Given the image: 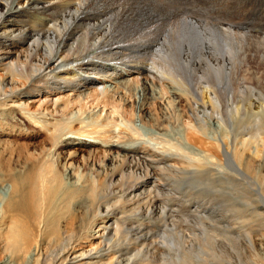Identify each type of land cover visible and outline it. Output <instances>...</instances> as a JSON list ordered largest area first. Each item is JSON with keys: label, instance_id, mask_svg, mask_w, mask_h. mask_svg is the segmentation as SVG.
<instances>
[{"label": "bare ground", "instance_id": "6f19581e", "mask_svg": "<svg viewBox=\"0 0 264 264\" xmlns=\"http://www.w3.org/2000/svg\"><path fill=\"white\" fill-rule=\"evenodd\" d=\"M90 5L89 0H0V136L15 133L20 137L32 134L37 138L39 133L34 130L40 126L39 129L48 133L41 140V145H51L54 149L47 158L31 156L27 149L22 154L20 150V156L7 153L9 163L6 168L0 166V258L3 257L0 264H18L24 255H29L33 264H190L186 260L188 254L193 253L191 250L198 249L194 242L196 238L191 236L194 237L189 239L192 245H187L194 248L189 252L185 246V251L184 244L189 241L183 237L184 231L180 226L183 220L181 210L174 209L171 202L177 200L173 197L176 193L174 188H178V191L182 181L195 185L203 175L215 177V173L197 158L201 154L193 150L188 152L191 161L187 166L171 162L177 156L172 150H180L179 144H172L171 140H180L174 130L181 115L170 120H166L165 116L170 112V105L182 97V101H185L182 107L191 114L196 128L201 117L216 116L222 119L223 115L219 112L223 114L221 108L224 110V106L229 107L230 117H233L232 103L236 105V102L234 97H229V92H221L219 86L222 78H217V84L209 80V85L205 87L206 83L203 86L204 82L193 69L199 64L190 55L194 53L206 58L215 72L221 68L226 70V58L217 57L222 56L223 51H217L216 55L212 48L216 40L224 37L218 32L208 34L202 26L196 30V25L190 26L186 21L180 28V36H177L178 43H170V49L166 46L157 49L161 56L149 64L137 54L147 52L150 43L141 42L142 46L133 43L134 55L131 56L128 53L132 52L130 46L122 42L123 35L118 31L123 24L131 26L129 24H133L137 16L126 11L122 4L124 10H116H119L116 12L118 19L114 17L116 21L104 15L105 11L113 10L112 7L104 6L101 9L99 5L93 9ZM146 14L145 18H153V21L143 26L146 20L142 17L143 23L133 27L140 25L145 34L152 36L159 21H154L153 13ZM175 44L182 55H175ZM131 72L148 77L132 83L129 80ZM163 81L171 84L162 86L160 83ZM18 83H21L23 90L17 91ZM159 85L163 87L161 91ZM87 87L95 89L86 92ZM67 89L76 93L84 90L78 96L74 94L72 99L61 98L49 111L51 106L47 99L50 94ZM111 94H117L118 99ZM223 95H226V104L221 102ZM35 96L41 97L39 110L48 111L47 116L61 113L60 120L50 122L51 119L44 113H37L31 119L22 116V122L15 116L21 115L19 109L20 113L15 108H2L5 103L1 102L2 97ZM129 100L134 102V106L128 104ZM26 102L27 112L32 111L35 103L30 99ZM89 103L91 106L87 109ZM74 106L80 107L78 113L74 112ZM249 106L252 107L250 103ZM98 107L100 109L97 111ZM133 107L136 115L132 114ZM105 108H116L119 117L114 121L107 122L103 118L99 121V112ZM136 116L141 122H152L150 127L155 133L167 131L166 123L174 127V130L165 133L169 140L163 141L166 142L164 153H146L143 151L146 147L137 144L140 137L118 123L120 119L121 122L128 119L136 125ZM225 117L223 122L226 127L234 137L239 136L235 130L236 122L230 123V119ZM262 118L259 119L262 121ZM199 129L201 132L200 126ZM258 129L259 134L264 133V130L261 132ZM198 133L197 130L188 133L191 144L199 145L202 150L215 153L218 157H230L228 149H221L219 144L215 147L214 142ZM68 134H74L77 138L65 139ZM4 143L7 142L0 141V156L14 150ZM92 145L103 147L100 162H94L95 151L90 149ZM247 147L243 146L246 150ZM261 150H264V145ZM258 152L257 156L260 157ZM80 153L88 154L85 168L95 170V178H83L76 173L74 164ZM245 171L243 168L239 171L241 179L223 172L221 181L226 186L237 185L248 178ZM192 191L196 194L194 189ZM197 213V210L192 211L195 220L198 219ZM171 224L174 226L172 229L169 228ZM5 225L6 228L2 229ZM94 227L101 228L97 242L90 240L93 237L90 231ZM171 236L176 238L172 244L169 241ZM199 250H196V258L201 257ZM190 254L188 261L199 264L194 253ZM202 260L200 264H203Z\"/></svg>", "mask_w": 264, "mask_h": 264}, {"label": "rangeland", "instance_id": "374dc122", "mask_svg": "<svg viewBox=\"0 0 264 264\" xmlns=\"http://www.w3.org/2000/svg\"><path fill=\"white\" fill-rule=\"evenodd\" d=\"M76 1L81 2L82 0H76ZM21 3L24 4L25 1H22ZM89 3H91L90 7L93 9H97L99 5L101 6L99 7L101 9L104 6L112 7L113 10L110 9L105 11L106 14L104 13V15H109L110 17L108 16V18H112V20L118 19L116 16V12L122 9L124 10V7L125 10L129 11L131 15L133 13L134 17L137 16L138 20L136 19V17L133 19L134 23L135 22L136 23L129 24L132 27L127 26L126 23L122 25L123 27H118L119 29L118 31L123 35L122 42L130 46L132 52H128V53L131 56L134 55L133 43L135 44L136 42L137 45L140 44L141 42L150 43L149 47H147L146 49L147 52H142L137 54L138 57H142L143 61H147L149 62V64L153 63L154 61L157 60L159 56H161V54L158 52L159 50L157 49L163 46H166L167 48L169 47L170 49L171 46L170 43L172 42L178 43L177 41H179V38H177V36H180L179 33L180 28L186 23V21H188L187 24H189L190 26L196 25L195 26L196 30L198 26H202L207 31L208 34H213L218 32L224 37V39H221L219 41L216 40L212 48H213V52L216 55H217V51L220 50L223 51V55L222 56L217 55V57L219 59L226 58L227 66H228V67L226 66V70L221 68V70L215 72L212 68L209 67L208 60L206 58L201 57L199 54H194V53L190 55L193 58V60H195L196 63L199 64L195 67L196 69L195 68L193 69L197 71L196 73L197 76L201 77V80L204 82L203 86L207 82H209V80L213 83L216 82L217 84V81L221 80L220 78H222L221 81L224 82L223 83L221 82V84L218 83V86L220 84L219 88H222L220 89L221 92H225V91L229 92V97H231V99L234 97L233 100L235 99L234 102H236L235 103L236 105L232 103L234 106L233 117H230L232 115L229 113V107L226 106L227 108V112H226V108L224 106L225 111L221 108L223 114L221 111L219 112L221 113V115H223L222 119L221 117L217 118L216 116L213 117L205 116L199 119L198 125L202 128V131L200 132L199 126L196 128L195 122L192 121L193 119L191 117V114H188L186 111H184L185 109L182 106L185 105L184 103L185 101H182L183 98L180 97L177 99L175 103L173 102V104H171L170 107L168 108V110L170 111L168 112L171 115L168 113L167 116H165V118L167 117L166 120H170L171 117L178 118V116L181 115L180 119L177 120V124L175 125V130L173 126H170V124L166 123L165 124L166 128L165 127L164 128L167 129V131L164 129L165 130L164 132L157 131V133H155L153 128L150 127L152 122L151 123L150 122L146 123L144 121L141 122L138 116H136L137 117L136 125L131 124V121H128V119L127 121L125 120L124 122L123 121L121 122L120 119L118 120V123L120 124V126L122 125V127L127 126V128L131 129L130 131H132V133H135L137 134V136L140 137V141H138L137 144L140 147L145 146L146 148L143 151H145L146 153H155V152L164 153L163 146L165 145L166 142L163 141L169 140V138L166 137L165 133L169 132L170 130H174L178 134L180 140L179 141L175 140V142L171 140V143L172 144L174 143L175 145L176 143L179 144L180 150H178V152H175L176 149L172 150L173 153H175L177 156H174L173 159H171V162L173 164L182 163V165L184 163L185 166H187L189 164V161H191V155H189L188 157V152L193 150L196 151L198 154H201L197 156V158L201 162L207 165L209 169L214 170L215 177L203 175L202 177H200L198 183L195 185H190L187 183V181L185 182L182 181L181 183L183 184L181 185H183V187H181L180 185L179 186L180 189L178 191H177L178 188L176 187L174 188L176 193L174 194L173 197L177 200L171 201L173 202V204L172 203L171 204L174 205L173 206L174 209H177L179 211L181 210L182 215L180 216L182 217L183 220L181 221L180 226L184 231L183 237L185 238V240L189 241L190 238H194L191 236H195L196 238L194 242L197 244L196 248L198 249L196 248L195 249L196 250L200 249L199 255L201 256L200 257L201 259L195 257L196 255L198 256V254H196L198 253V251L196 252V250L195 251L191 250V252L194 253V258L197 261H199V264L202 259L206 261L204 263V261L202 260L203 264H212V263L213 264H264V206L262 207V205H264V162H263L264 155L261 156L262 154H264L262 153L264 152V150L260 151L261 147L263 148L264 145L263 142L264 133L259 134V129L257 131V128H260L261 132H263L264 130V115H262L264 113V107H262L264 106V0H136V1L135 0H125V1L124 0H107V1L89 0ZM122 4L124 7L122 6ZM141 5L143 6L141 7ZM117 9L119 10L116 11ZM150 12L153 13L155 16L154 21L156 20L159 21L158 23H156L157 26H155L154 33L152 36L145 34V31L140 27V25L136 26L135 28L133 27L137 23L139 24L143 23L142 17L146 20V22L142 24L143 26H146L150 21H153V18H149V19L145 18L147 15L146 13H150ZM190 20L192 21L189 22ZM193 29L195 28L193 27ZM142 31L144 32L142 33ZM138 35H140V37H138ZM131 36L133 37L131 38ZM173 38L174 39L176 38V40H174ZM140 46H142V44H140ZM174 48L176 50L175 55L178 54L182 55L181 52H179L178 49L179 47L176 44L174 45ZM222 63L223 62L221 61L220 65ZM130 75L131 76L129 77V80L130 82L132 81V83L135 81L137 82L138 79L143 80L148 77L145 74L139 76L135 72L133 73L131 72ZM20 84L21 83H18L16 85L17 91H20L22 88ZM160 84L164 86V85H170L171 83H169L168 81H163ZM207 85L209 84L207 83L205 87H207ZM87 88H85L86 92H91L95 89L94 87L93 88L89 87L88 89ZM162 88L163 87H160V85L158 86V89L160 91L162 90ZM224 88L225 90H223ZM83 90L84 89H82V91ZM82 91L80 90L79 92ZM76 92L77 91L75 90L69 91L67 89V91L61 93L50 94L49 98L47 99L49 102V106H51L49 111H52L55 108L54 103L56 102L58 103L59 101H61L62 100L61 98H64L65 100L67 99L69 100L70 98L72 99V97H75L74 94L78 96L79 92L78 93ZM233 94L235 96H232ZM111 96L113 97L115 96V94H111ZM236 96L238 99H240V101L236 98ZM101 98L102 97L100 96V99ZM115 98L118 99L117 94ZM28 99H30V102L35 103L33 104V110L30 112H27L28 110H26L25 107L27 104L26 100ZM40 100L41 97L39 96L26 97V98L2 97L1 102H5L2 106V108L4 109H11V108L13 109L15 108L17 110L19 109L21 113L19 110L18 112L21 115L19 116L15 115V116L17 117L16 119L23 122L22 116L24 118L28 117L30 119L31 116L37 113H44L47 116L48 111H43V109L39 110L40 103H38V101L40 102ZM131 101L132 100H129V102L128 101L127 102L128 104L130 105L133 104L134 106V102ZM223 101L226 104V95H223V98H221L222 103ZM249 103L252 107L249 106ZM243 104H245L244 105L245 108L244 106H241ZM175 105H177L178 107ZM239 105L241 106V109ZM246 105H248L249 107ZM259 105H261L263 109ZM89 106H91L90 103L87 105V109L89 108ZM233 106H231V108ZM74 108L73 110L75 113H78L80 111V107L74 106ZM235 108H237V110L235 111H238L239 109L241 111L244 108L243 109L244 113L242 111L241 112L238 111L237 114L234 111ZM99 109L100 107L97 108V111ZM133 109L134 111L132 112V114L136 115L137 113L135 112V107H133ZM255 109L256 110L258 109L257 110L258 112ZM253 110H255V112ZM88 111L89 110H87V112ZM102 111L99 112L101 114L99 121L102 120V118L106 121L108 120L107 122H109L110 120L114 121L118 116V111L116 108L113 109L105 108V110ZM257 113L258 114L261 113V114L258 115ZM254 114L257 116H255ZM60 115L61 113L59 114L55 113L53 116L49 115L47 117L48 119H51L50 122H57V120H60L61 118ZM224 116H227L225 118L230 119L231 121L230 123L233 122L234 124L236 122L235 124L237 125H235V130L239 133L238 134L239 136L236 135V137H234L232 135L230 130L226 127L225 125L226 123L223 122ZM262 116H263L262 118L263 120L261 121V119L259 118H261ZM82 117L85 116L83 115ZM233 119L235 120L233 121ZM242 120H245L244 121L245 124ZM258 121L261 123L259 124ZM241 125L244 126L242 127ZM169 126L173 128H170ZM236 126H238L239 128H237ZM39 127H37V129L35 130L33 129L34 132L38 131L37 133H39V136L37 138L34 137L32 134L28 135L29 137H20L15 135V133H11L3 137L0 136V141L7 142L4 143L5 146H8L9 148H13L14 150H16V151L8 150L3 155H1L0 166L6 168V164L9 163L7 153H14V154L17 153V155L20 156L19 151L22 150L21 152L22 154L24 149H27V152L31 156L33 155L40 158H43L44 156V158H47V156L51 152H53L54 149L51 148V145H45V146L41 145L40 143L41 140L45 139L48 133L46 131L44 132V130L39 129ZM254 127H256L255 128L256 132L259 135H257L256 132L253 131ZM243 129L245 131L250 130L251 132L250 131L245 132ZM193 130L199 131V133H201V134L198 133L200 136L207 138V140L209 139L208 141L210 142H214L213 144H215L214 145L215 147H217L219 144V146H221V149L222 148L226 149V151L228 149L229 151L228 153L230 157H218L217 155H214L215 153L202 150V147H199V145L194 146L193 144H191L190 141L188 140L189 139L188 133L192 132ZM240 133L243 134L240 135ZM250 134L253 136H251ZM70 137L77 138V136H74V134H68L65 136V139ZM90 141L95 142L94 140H90ZM26 145H28V148L26 147ZM246 145L248 146L247 150L246 148H243V146L246 147ZM90 149L92 152L95 151L94 162L95 161L100 162L101 160L100 157L103 156V152L101 153L103 147L97 148V146L92 145ZM239 151H241L242 155L240 154ZM258 151L262 154H260ZM257 152L259 153L258 155L261 158L257 156ZM237 154H239V156ZM78 155L79 156L77 162L74 164V168H77L76 173L83 178L86 176L87 177L91 176L95 178L96 177L95 170H89L88 167L85 168V158L88 156V154L83 153L82 155L80 153ZM243 156H245L246 158H241ZM222 158L223 160H221ZM239 158L241 159L239 160ZM242 168L244 169V171L245 170L247 171L245 172L247 173L248 178H246L244 181L239 182V184L237 185L235 184L227 185L228 186L227 188V186L221 181V178L223 177V172H229L235 178L236 176L237 177L239 176L238 173L239 171H242ZM238 179H241V177L239 176ZM193 189L196 191V194L193 193L192 191ZM192 197H194V199ZM193 210H197L198 212L197 220H195L192 217ZM190 225L193 228V230L191 229ZM201 226H203V228ZM171 227L174 226L171 224L169 228L172 229ZM5 228L6 225L2 227V229ZM100 230L101 228L99 227L98 228L94 227V229L92 228V230L90 231L91 232L90 234L93 236L90 238L92 242L98 241L97 238L101 233ZM191 230L194 231L195 234L194 232H191ZM175 240L176 238L174 236H171L169 241L172 244V242H175ZM185 244H184V250L186 247H188V249L186 248V250L190 252V249L194 248V247L191 248L189 246L192 245V243L190 244V241L186 242ZM189 254L187 256L186 262L191 264L192 261H188ZM1 259H3V257L0 258V261ZM30 260L31 259L29 255L26 256L24 255L21 260L22 263L19 262L18 264H24L23 262H26V264H33V261Z\"/></svg>", "mask_w": 264, "mask_h": 264}]
</instances>
